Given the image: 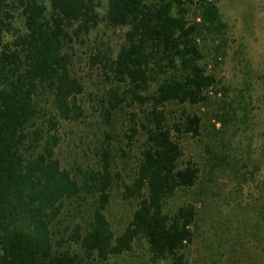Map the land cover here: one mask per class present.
<instances>
[{"label":"trees","instance_id":"16d2710c","mask_svg":"<svg viewBox=\"0 0 264 264\" xmlns=\"http://www.w3.org/2000/svg\"><path fill=\"white\" fill-rule=\"evenodd\" d=\"M99 7L100 0H0V264H103L138 243L156 264L189 262L196 204L172 208L170 201L199 179L196 166L182 165L179 138L197 135L201 119L169 114L174 106L204 104L216 83L199 40L219 25L217 6L106 0L105 26L125 31L116 48L106 42L89 55L111 87L86 101L74 48L97 31ZM126 109V144L140 131L144 139L123 181L111 140L118 139L114 119ZM88 112L97 113L103 139L91 163L67 167L61 129L82 124ZM118 181L122 199L135 200L136 209L116 236L105 210Z\"/></svg>","mask_w":264,"mask_h":264},{"label":"rangeland","instance_id":"374dc122","mask_svg":"<svg viewBox=\"0 0 264 264\" xmlns=\"http://www.w3.org/2000/svg\"><path fill=\"white\" fill-rule=\"evenodd\" d=\"M219 12V25L199 40L202 64L216 80L208 100L197 106H174L169 116L181 111L200 117L198 134L179 138L182 165L197 167L199 179L187 193H179L170 207L183 202L196 204V237L188 253V264H264V0H210ZM195 4L198 0H194ZM197 5L192 6V13ZM106 0H100L99 27L83 44L74 48L75 73L86 86L85 100L102 97L111 87L99 76L88 58L110 42L122 43L125 29L105 26ZM199 21V19H197ZM130 109L114 119L118 139L111 143L123 181L129 180L138 160L143 131L127 145L123 136ZM80 125L61 129L60 158L67 167L76 160H93V147L103 139L97 128V113L88 112ZM224 118V124L215 117ZM120 140V141H119ZM122 147V153L118 147ZM110 192L105 216L114 235L130 222L136 201L122 199L120 182ZM103 264H156L143 243ZM166 264V263H160Z\"/></svg>","mask_w":264,"mask_h":264}]
</instances>
